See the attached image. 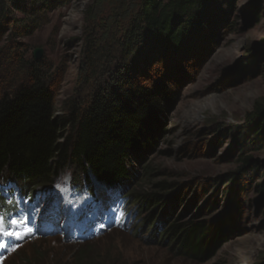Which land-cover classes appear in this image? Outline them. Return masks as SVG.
<instances>
[{"label": "rangeland", "instance_id": "rangeland-1", "mask_svg": "<svg viewBox=\"0 0 264 264\" xmlns=\"http://www.w3.org/2000/svg\"><path fill=\"white\" fill-rule=\"evenodd\" d=\"M143 1L0 0V95L40 74L53 97V115L62 120L72 104L83 109L103 89L162 90L156 120L144 124L151 131L142 137L139 158L131 157L137 177L125 196L138 185L158 192L160 182L175 185L153 216L146 210L131 217L134 202L87 172L91 193L68 167L59 186L74 175L80 181L74 197L89 201H73L68 213L66 190L57 193L56 182L30 189L36 202L27 224L37 234L33 229L32 237L5 238L10 251H0V264H21L17 258L34 264H264V0H203L179 47L159 46L144 34L140 53L122 60L115 42ZM35 49L42 51L38 59ZM60 132L69 137L71 128ZM146 163L152 172L143 178ZM23 185L1 179L0 201L24 200L29 193ZM108 194L120 205L112 209ZM81 203H87L84 211ZM159 213L169 222L203 221L209 239L216 231L223 240L200 260L181 258L172 241L160 237L166 225ZM14 215L24 228L25 210ZM46 215H61L65 224L49 225ZM85 228L91 239L80 243L76 236Z\"/></svg>", "mask_w": 264, "mask_h": 264}, {"label": "trees", "instance_id": "trees-1", "mask_svg": "<svg viewBox=\"0 0 264 264\" xmlns=\"http://www.w3.org/2000/svg\"><path fill=\"white\" fill-rule=\"evenodd\" d=\"M202 5L203 0H167L164 3L144 0L139 16L132 20L125 34L114 41L120 58L125 60L132 52L139 54L138 43L144 34L152 36L159 46L179 47V42L186 38V26L192 23L191 17ZM39 75L33 74L28 85L0 95V180H14L21 185L23 182V194L29 193L27 198L34 192L30 189L55 184L66 168L74 167L77 178L83 176L91 193L87 172L102 181L106 188L119 190L129 204L133 201L140 214L148 210L153 216L171 195L175 188L173 183H158L159 192L138 185L125 196V189L137 177L135 168L130 166L131 157H138L139 149L145 145L142 137L151 130L147 131L144 126L156 120L164 92L138 85L124 92L120 88V93L103 89L104 92L95 95L83 109L72 104L70 115L59 120L53 115V97L48 85ZM68 125L71 134L63 138L60 128ZM151 172L150 164L141 166L143 178L149 177ZM2 198L0 195V200ZM5 204L0 201L2 210ZM160 214L158 221L164 220L166 225L159 231L160 237L172 241L173 253L181 258L200 260L223 240V234H216V231L209 239L210 227L203 221H182L177 217L169 222L168 216ZM150 221L157 223L147 219ZM17 260L21 264H34L24 258Z\"/></svg>", "mask_w": 264, "mask_h": 264}, {"label": "bare ground", "instance_id": "bare-ground-1", "mask_svg": "<svg viewBox=\"0 0 264 264\" xmlns=\"http://www.w3.org/2000/svg\"><path fill=\"white\" fill-rule=\"evenodd\" d=\"M89 174H90V172H89ZM104 187H106L105 185H103ZM0 195H2L3 196V193H0ZM36 199V194H32V196H29V197H24V200H21V199H18L17 200V198H16V201L15 200H12V201H9V202H6V204H5V206H6V208L3 210L10 218H13V219H17V220H19L20 219V217L18 218L17 216L18 215H14L15 213H11L10 214V212L8 211V210H14V211H16L17 213L20 211V210H25V212H26V216H25V220H26V227H30V228H32V229H34V232L37 234V231H36V229L37 228H34V227H32L31 225H29V224H27V222H28V220L31 218V216H29L28 215V212H30V209H29V203H28V200L34 205L35 203H34V200ZM38 203V202H37ZM37 205V204H36ZM11 208V209H10ZM35 209V208H34ZM33 211V210H32ZM31 211V212H32ZM63 211V210H62ZM82 211V210H81ZM34 212H35V210H34ZM54 213H55V210H54ZM67 213V212H66ZM59 214H60V211H59ZM61 215H62V213H61ZM59 216V219L58 218H56V217H54V216H52L51 218H50V216L51 215H46V218H48L47 219V224H49L50 225V223L52 224V225H58L59 223L60 224H65V221H64V219H63V216ZM45 216V215H44ZM44 216L42 215L41 217L42 218H44ZM82 220V219H81ZM21 225V224H20ZM24 225V224H23ZM60 229H64L63 228V226H62V228H60ZM17 230H19V229H17ZM32 235H33V233H32ZM32 235L30 234V235H28V236H30V237H32ZM5 239V238H4ZM25 240H26V238H25ZM5 241V240H4ZM1 251V250H0ZM0 254H2L0 257L2 258L4 255H5V253H2V252H0Z\"/></svg>", "mask_w": 264, "mask_h": 264}, {"label": "snow or ice", "instance_id": "snow-or-ice-1", "mask_svg": "<svg viewBox=\"0 0 264 264\" xmlns=\"http://www.w3.org/2000/svg\"><path fill=\"white\" fill-rule=\"evenodd\" d=\"M22 222L21 220L10 218L2 208H0V250L6 247L4 238L21 240L25 236L33 233V229L30 227L25 226L24 228H20L19 226Z\"/></svg>", "mask_w": 264, "mask_h": 264}, {"label": "clouds", "instance_id": "clouds-1", "mask_svg": "<svg viewBox=\"0 0 264 264\" xmlns=\"http://www.w3.org/2000/svg\"><path fill=\"white\" fill-rule=\"evenodd\" d=\"M60 180V178L58 179V180H55V182L56 181H59ZM119 191V190H118ZM108 198H109V196H108ZM109 200H111V198H109ZM133 202V201H132ZM135 204V203H134ZM104 205V204H103ZM136 211L134 210V212L131 214V217H133V216H136L137 217V215L139 216V214H140V212L138 211V208H137V205H136ZM127 214H128V212H127ZM129 216V215H128ZM66 233V232H65ZM68 233V232H67ZM67 235V234H66ZM94 236H92V238H93ZM88 239H91V238H87V239H85V240H83V241H81L80 243H82V242H84V241H87Z\"/></svg>", "mask_w": 264, "mask_h": 264}, {"label": "water", "instance_id": "water-1", "mask_svg": "<svg viewBox=\"0 0 264 264\" xmlns=\"http://www.w3.org/2000/svg\"><path fill=\"white\" fill-rule=\"evenodd\" d=\"M41 53H42L41 49H35L34 50V58L38 59L41 56Z\"/></svg>", "mask_w": 264, "mask_h": 264}]
</instances>
